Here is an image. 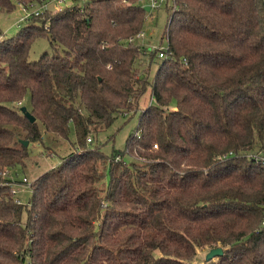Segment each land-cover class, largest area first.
Returning a JSON list of instances; mask_svg holds the SVG:
<instances>
[{"label":"trees","instance_id":"obj_1","mask_svg":"<svg viewBox=\"0 0 264 264\" xmlns=\"http://www.w3.org/2000/svg\"><path fill=\"white\" fill-rule=\"evenodd\" d=\"M172 3L152 81L139 64L158 50L127 42L144 25L140 0H71L0 39V174L25 168L43 132L75 135L26 205L0 181V264H191L216 247L203 264H264V165L248 156L264 154V4ZM39 38L50 49L30 60ZM137 112L124 152L88 144Z\"/></svg>","mask_w":264,"mask_h":264},{"label":"rangeland","instance_id":"obj_2","mask_svg":"<svg viewBox=\"0 0 264 264\" xmlns=\"http://www.w3.org/2000/svg\"><path fill=\"white\" fill-rule=\"evenodd\" d=\"M67 5L68 3L56 7L54 4H48L46 13L48 11H61ZM149 5L150 3L148 0H143L142 7L149 8ZM172 6V0H162L157 4L156 8H149L145 16L144 25L140 30L143 32V38L136 41V44L145 51L150 50L152 52L154 50L161 48L165 49L167 47L165 36L168 27L167 8ZM36 9V7H28L27 12L31 13ZM24 15L25 12L20 5H15V8L10 13L0 11V39L15 37L17 33L27 24L26 20H20V18ZM49 49L48 40L46 38H39L35 40L31 47L29 59L36 60L42 52L48 51ZM160 60L162 59L157 57V53L155 60L150 66L147 58L141 59V65L139 64L140 72L142 73L144 70H148V78L152 81L156 74ZM150 103H152V98H150V88H147L146 92L139 98V110L144 109L146 106L148 107ZM26 104H28V100ZM139 113L137 112L131 117H119L110 128L97 134L95 140L89 135L88 138L90 140L88 141L87 138L88 144L98 145L100 151L106 156H109L113 150L124 152L126 148V140L130 134L134 132L138 123ZM74 143L75 135L72 128L70 129L68 140H54L53 136L43 132L41 143H33L28 146V158L25 160V168L15 166L14 168L8 170L7 173L5 172L0 174V181H11V185L9 187L10 189L16 191L15 195L11 194L20 204L26 205L31 195V184L44 172L58 166L62 159L73 151L72 145ZM131 161L132 158L127 153H124L123 162L129 165ZM23 179L26 180V183L22 182ZM108 180L109 177L106 170V184L108 183ZM207 251V249L198 251L191 264H203Z\"/></svg>","mask_w":264,"mask_h":264},{"label":"built area","instance_id":"obj_3","mask_svg":"<svg viewBox=\"0 0 264 264\" xmlns=\"http://www.w3.org/2000/svg\"><path fill=\"white\" fill-rule=\"evenodd\" d=\"M70 1L71 0H40L38 3H34V4L32 3V4H30L27 7H24V6L20 5L23 8L24 12H25V15L22 16L20 18V20L21 21L27 20L30 16H40V15H42L44 12L47 11V9H48L47 5L48 4H54L57 7V6H61L63 4H66V3L69 4ZM148 1L150 3L149 8L154 9V8H156L157 4L159 2H161L162 0H148ZM142 2H143V0H140L141 5H142ZM18 6H19V4H18ZM28 7H36L37 9L34 10L33 12H31V13H28L27 12V8ZM142 38H143V32L139 31L136 34H134L133 36H130L127 39V42L136 43L137 40H140ZM148 52H151V51L147 50L145 53H148ZM168 55H169V53H168V48L167 47L165 49H162V48L158 49L157 57L159 59H166L168 57ZM89 140L90 139L88 138V141ZM248 156H249V158H253V160L256 161L257 163H260L261 165H264V154L262 152H260V153L259 152L258 153H250ZM117 160H118V158L115 159V161H117ZM22 182L26 183V180L23 179ZM11 193L13 195H15L16 191L11 189ZM17 202H18V200H17Z\"/></svg>","mask_w":264,"mask_h":264},{"label":"water","instance_id":"obj_4","mask_svg":"<svg viewBox=\"0 0 264 264\" xmlns=\"http://www.w3.org/2000/svg\"><path fill=\"white\" fill-rule=\"evenodd\" d=\"M261 1H262L263 4H264V0H261ZM144 9H145V11H148V10H149L148 7H145ZM20 112L24 115V117H25L26 119H28V121H29L30 123H33V122H34V118H33V116H32L29 112H27L26 109H25L24 107H22V108L20 109ZM22 144H23V146L26 147V146L28 145V142H27V141H23ZM222 254H223V250H222L220 247L211 248V249H209V250L207 251V253L205 254V257H204V263H209V262H211L212 260H214L215 258H218V257L222 256Z\"/></svg>","mask_w":264,"mask_h":264}]
</instances>
